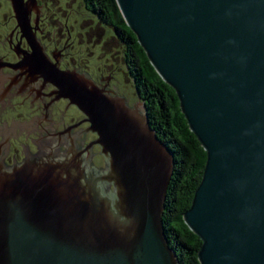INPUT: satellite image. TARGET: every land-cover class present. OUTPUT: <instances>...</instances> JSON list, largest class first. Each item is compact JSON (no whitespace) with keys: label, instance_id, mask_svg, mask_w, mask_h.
<instances>
[{"label":"water","instance_id":"obj_1","mask_svg":"<svg viewBox=\"0 0 264 264\" xmlns=\"http://www.w3.org/2000/svg\"><path fill=\"white\" fill-rule=\"evenodd\" d=\"M11 1L15 12L3 0L0 22L9 10L27 33L29 10ZM42 1V21L59 30L68 16L69 25L92 16L82 0ZM116 3L207 153L184 213L202 241L200 263L264 264V0ZM29 42L25 63L87 116L97 139L86 152L99 145L107 166L85 167L81 143L15 167L0 160V264H179L163 223L175 155L146 105L88 89ZM111 77L101 82L114 91Z\"/></svg>","mask_w":264,"mask_h":264},{"label":"flooded vegetation","instance_id":"obj_2","mask_svg":"<svg viewBox=\"0 0 264 264\" xmlns=\"http://www.w3.org/2000/svg\"><path fill=\"white\" fill-rule=\"evenodd\" d=\"M5 1L4 9H9L10 6L7 5L10 4L15 12L12 1L9 0L10 3ZM30 1L24 0L29 10L30 28L27 33L22 30L16 15L10 16L12 13H9V10L5 13L6 16L4 15L3 23L0 22V160L5 167H15L40 151L57 149L60 152L62 150L67 152L73 147L78 148V144L81 143L79 147L85 161L84 166L87 167V164L92 162L97 169L103 171L107 164L100 146L95 144L90 149V153L86 152L89 145L97 139L88 138L93 131L90 129L91 124L87 116L70 100L59 97L57 88L25 63L34 52L29 39L34 41V45L44 57L59 70L76 73L82 81L84 79L83 82L88 89L93 86L103 95L113 98L117 96L116 91L120 90L126 81L131 93L133 87L136 89L138 102L146 105L133 74L137 47L129 44L119 23L107 22L105 0L103 4L100 0H82L85 9L95 17V20H98L97 25L103 30L97 35L102 39L101 44L105 45L107 42V39H103V33H107L108 28L114 43L119 45L122 51L124 68L121 69V66L114 64L110 70L111 79H116L113 83L114 92L102 84L104 80L101 79L102 73L97 76L99 72L97 66L91 67L92 51L90 50L89 53L83 51V48H88V43L92 44L95 41L92 40L90 31V40L86 42L85 35L81 31L83 22L78 20L75 25H69L66 18L64 28L59 30L57 26L52 27V23L45 24L42 21L45 15L44 2L34 0L33 5H30ZM0 4L3 7V0H0ZM34 15L38 18L35 19ZM63 31H65L64 35ZM73 52H80L82 56L72 57ZM95 79H100L98 81L102 82L97 83ZM61 102H63L62 106H60ZM70 111L72 112L70 115L74 111L78 112L79 119L76 116L73 118L74 121L72 118L69 119ZM41 114L44 116L41 117ZM55 124L60 125V129H56ZM54 129L60 133V137L63 136L55 145L53 136H50ZM93 134L97 137L95 133ZM99 160H102V166L97 165Z\"/></svg>","mask_w":264,"mask_h":264},{"label":"trees","instance_id":"obj_3","mask_svg":"<svg viewBox=\"0 0 264 264\" xmlns=\"http://www.w3.org/2000/svg\"><path fill=\"white\" fill-rule=\"evenodd\" d=\"M100 2L103 4L104 0ZM105 4L107 22L119 23L129 44L137 47L133 74L145 99L150 124L175 155L163 212L165 233L178 255L179 264H201L198 252L202 241L186 225L184 213L191 207L194 193L202 180L207 153L191 131L176 91L152 66L137 36L121 15L116 0H105Z\"/></svg>","mask_w":264,"mask_h":264},{"label":"rangeland","instance_id":"obj_4","mask_svg":"<svg viewBox=\"0 0 264 264\" xmlns=\"http://www.w3.org/2000/svg\"><path fill=\"white\" fill-rule=\"evenodd\" d=\"M37 15H34V18H36ZM67 20L70 21V16L67 17ZM99 24L98 20H95V17L92 15L82 26H81V31L82 33H84L85 35V39L86 42L90 40V36L89 33L90 31L92 32V40H95L92 44L88 43L89 45H87L88 48H83V51H86L85 53H89V51L91 50V67H95L97 66V69L99 70V72L97 73V76L100 75V73H102V77L103 78H107L110 77V70L112 69V65L114 66H121V69L124 68V62L122 60V51L119 47V45H117L116 43H114L113 39L111 38V32L110 30L107 28V26H104L105 28H107L108 32L107 33H103V39H107L106 44H101L102 43V39L97 36L98 34H101V32H103V30H101V26L97 25ZM92 28V30H90V28ZM96 34V35H95ZM91 45V48H90ZM82 51V54H83ZM82 54L80 52H73L72 53V57H78V56H82ZM103 69V70H102ZM115 77H117L115 75ZM114 80H116L115 78H113ZM96 82H100L98 80L100 79H95ZM108 80L105 81V83H107ZM101 83V82H100ZM104 84V83H102ZM123 86V85H122ZM133 87V86H132ZM135 90V91H134ZM116 95L119 97H123L125 98V100H128V106L130 108L133 107V104H137L138 102V98L136 95V89H134L133 87V93H131V89L130 86H127L126 81H125V85L118 90V93H116ZM63 105V102L60 103V106ZM72 112H69V119L72 118V120L74 121L73 118L79 119L80 115L78 112H73L72 115H70ZM43 116V114H41V117ZM45 123V122H44ZM47 125V124H46ZM45 125V126H46ZM61 126L58 125V128H60ZM88 138L90 139H95L97 138L96 136H94V134L92 133L91 136H89ZM65 151V150H62ZM36 156V155H34ZM98 166H102V160H99L97 163Z\"/></svg>","mask_w":264,"mask_h":264},{"label":"bare ground","instance_id":"obj_5","mask_svg":"<svg viewBox=\"0 0 264 264\" xmlns=\"http://www.w3.org/2000/svg\"><path fill=\"white\" fill-rule=\"evenodd\" d=\"M149 80V79H148Z\"/></svg>","mask_w":264,"mask_h":264}]
</instances>
